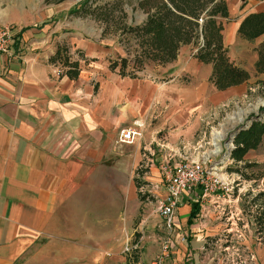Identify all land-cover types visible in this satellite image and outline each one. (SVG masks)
<instances>
[{"label":"crops","instance_id":"0c3cea01","mask_svg":"<svg viewBox=\"0 0 264 264\" xmlns=\"http://www.w3.org/2000/svg\"><path fill=\"white\" fill-rule=\"evenodd\" d=\"M16 26L9 51H0V264H148L160 247L151 234L139 236L143 248L135 259L132 249L122 251L136 230L134 197L142 186L134 185L133 170L141 169L146 187L164 190L166 166L208 155L222 104L251 74L216 88L211 64L184 45L155 74L121 76L108 66L117 52L106 40L75 36L49 19ZM60 43L72 57L76 48L86 56L75 78L60 74L51 58ZM134 119L142 122L141 135L121 142L119 129ZM186 193L169 234L159 215L172 243L163 264H225L206 240L223 228L215 211L224 201ZM126 201L125 213L102 222ZM151 229L156 234L160 226ZM88 238L107 241L108 249H88ZM241 241L250 257L240 264H264V242L250 235Z\"/></svg>","mask_w":264,"mask_h":264},{"label":"rangeland","instance_id":"374dc122","mask_svg":"<svg viewBox=\"0 0 264 264\" xmlns=\"http://www.w3.org/2000/svg\"><path fill=\"white\" fill-rule=\"evenodd\" d=\"M77 1L79 0H0V23L29 26L41 23L44 19L54 20L56 24H59V30H68V32L74 33L75 36H84L92 40H106L107 47L113 48V53L124 52V48L117 43L115 34L108 31L103 32L104 24L101 20L84 15L88 13L83 11L74 13L69 11ZM104 1L93 0L94 3H104ZM119 1L122 3L123 10L118 9L113 12L126 11L127 21L132 22H138L144 18L145 13L142 9L135 7L136 0ZM227 1L230 16L227 19H223V41L224 44L228 45L229 55L244 65L251 76L243 85H240L239 92L232 93L222 104L217 117V130L214 132L216 138H218L217 136L220 137L217 140L219 147L216 150L217 146L211 144V151L209 150L208 155H205L208 156V163L213 166V170L228 183L227 186H231L224 193V196L220 197L219 201L223 200L224 202H221L218 211H215L216 215L219 214L220 219H222L223 228L219 229L218 233H213L211 239L206 240L213 245L209 250L212 256L221 257L225 264H231L228 262L240 264L241 256L248 255L250 257L249 253L243 250L241 246V238H246L250 235L264 242V135L260 144L256 148L250 149L244 158V161L253 162L251 166H246L244 169L250 175H253L252 178H243L237 171L231 170L230 172L226 170V164H241V162L234 163L233 160L229 161L227 152L232 144L231 134L236 127L244 124L251 114L258 117L264 116V72L256 76L253 70L255 59L253 46L264 36V33L250 41L241 38L237 34L236 24L241 19L242 14L245 13L244 11L264 8V0ZM181 51L185 52V47ZM158 71L159 69L147 65L144 70H139V73L152 75ZM139 167L143 168L142 165ZM136 168L138 170H133V183L138 188L141 184L142 186L140 189L136 188L134 197L136 202L134 207V227L136 230L129 237V240L127 238L129 244H134L130 256L133 259L137 257L143 248L141 240L139 241V236L142 234L150 236L151 234L159 245L161 244L160 241L165 237L162 219L155 211L157 201L164 190L155 191L150 187V184L149 187H146V182L141 176V169ZM189 195L197 197L199 201L203 200L199 191L185 194V196ZM206 198L209 197L204 199ZM129 201L128 204L131 205L132 201ZM228 203L232 204L228 205ZM126 205L127 201L124 205L119 204V207L113 206L108 209L107 214L110 217L106 216L107 218H103L104 221L102 222L106 224L109 221L108 223H110L116 217V213L121 210L125 213ZM157 226H160V229L154 234L151 228H156ZM225 243L227 247L224 249L220 248V244L224 245ZM85 244L88 249H92L91 247L108 249V244L110 243L107 241L94 242L88 238V240H85Z\"/></svg>","mask_w":264,"mask_h":264},{"label":"trees","instance_id":"16d2710c","mask_svg":"<svg viewBox=\"0 0 264 264\" xmlns=\"http://www.w3.org/2000/svg\"><path fill=\"white\" fill-rule=\"evenodd\" d=\"M135 7L142 9L144 18L138 22L127 21L126 11L119 0H79L70 12H81L101 20L104 30L116 35L124 52L108 56V66L119 75L137 77L143 75L147 65L158 69L174 59L186 45L196 59L211 64L209 81L219 89L243 82L250 76L247 68L233 59L228 45L223 41V19L230 16L227 0H136ZM241 38L253 40L264 33V9L245 12L237 25ZM51 56L59 64V72L75 78L79 72V59L86 60L80 48L75 57L64 43L56 46ZM255 74L264 71V36L253 46ZM162 78H166L165 76ZM232 144L227 158L240 165L226 164L227 171H237L243 178H252L245 171L252 161H244V155L256 148L264 135V116L249 115L248 120L232 132ZM198 201L192 202L188 221L197 213Z\"/></svg>","mask_w":264,"mask_h":264},{"label":"built area","instance_id":"2783aa9c","mask_svg":"<svg viewBox=\"0 0 264 264\" xmlns=\"http://www.w3.org/2000/svg\"><path fill=\"white\" fill-rule=\"evenodd\" d=\"M17 31L16 24L0 23V51L8 52L10 45L14 42ZM59 71V70H58ZM140 120H132L130 125L120 128L117 138L121 142H133L141 135ZM208 156H202L198 159L185 156L166 166L163 172V181L165 188L163 194L159 197L156 204V211L162 217L165 226L171 231V223L175 208L178 204L181 194L198 190L200 197H214L216 200L224 196V193L231 188L227 182L213 170V166L208 163ZM158 252L151 258L148 264H163L170 255L172 243L166 235L160 241ZM123 252L130 251L133 244L124 242Z\"/></svg>","mask_w":264,"mask_h":264},{"label":"bare ground","instance_id":"6f19581e","mask_svg":"<svg viewBox=\"0 0 264 264\" xmlns=\"http://www.w3.org/2000/svg\"><path fill=\"white\" fill-rule=\"evenodd\" d=\"M218 138H216V141H215V145L217 146V148H216V150L218 149V147H219V145H218V143H217V140L220 138L219 136H217Z\"/></svg>","mask_w":264,"mask_h":264},{"label":"water","instance_id":"95a60500","mask_svg":"<svg viewBox=\"0 0 264 264\" xmlns=\"http://www.w3.org/2000/svg\"><path fill=\"white\" fill-rule=\"evenodd\" d=\"M217 157H218V155H217Z\"/></svg>","mask_w":264,"mask_h":264}]
</instances>
